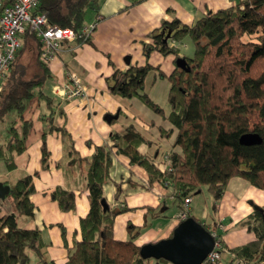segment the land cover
<instances>
[{
  "label": "trees",
  "instance_id": "trees-1",
  "mask_svg": "<svg viewBox=\"0 0 264 264\" xmlns=\"http://www.w3.org/2000/svg\"><path fill=\"white\" fill-rule=\"evenodd\" d=\"M143 0H131L138 4ZM100 0H39L36 11L43 13L51 25L69 28L76 35L75 45L90 43V37H79L87 11L97 12ZM168 35V39L164 38ZM149 43H142L143 54L153 51L173 61L183 58L184 67L175 65L170 74L145 62L129 65L125 70L113 69L110 91L123 98L135 97L152 112L170 123L165 130L158 127L160 136L173 135L171 150L167 153L169 170L160 171L152 157L138 151L142 143L150 142L132 125L121 132L111 133L115 153L128 158L131 164L142 167L148 182H158L171 189V196L181 208L185 198H192L204 187L212 199L211 210L216 211L227 182L240 177L264 192V0H238L234 6L207 12L190 25L176 17L162 21L152 32ZM35 48L39 76L24 78L15 67L23 46L21 44L6 74L0 92V162L8 171L15 168L14 158L25 149L31 123L23 112L32 98L52 105L44 85L51 75L40 59L42 48L35 34L21 35ZM188 38L193 45L192 57L178 55L176 45ZM174 45H169V43ZM34 43V44H33ZM153 71L169 83L168 111L155 104L144 91V80ZM13 114L6 124L5 117ZM256 133L260 143L242 145L239 137ZM44 137V135H43ZM42 137V139H43ZM74 161L82 169L88 191V212L80 219L81 238L67 248L65 264H148L169 263L163 259H143L140 247L134 243L138 229L127 226L125 241L113 237L114 217L126 211L125 205L112 207L103 194L111 166V148L96 145L90 157L73 152ZM48 151L41 144V162L45 164ZM164 163V161H163ZM33 178L25 174L9 183L6 199L11 211L0 214V264H27L32 252L42 264H55L48 256L40 231L23 229L17 225L19 217H31L34 205ZM74 193L62 187L51 191V199L63 212L75 208ZM205 229L208 225L193 216ZM249 229L255 238L229 250L231 262L260 264L264 262V205L249 215ZM63 233V230H62ZM172 235H169V237ZM222 244V241H221ZM222 251V249H221Z\"/></svg>",
  "mask_w": 264,
  "mask_h": 264
},
{
  "label": "crops",
  "instance_id": "crops-1",
  "mask_svg": "<svg viewBox=\"0 0 264 264\" xmlns=\"http://www.w3.org/2000/svg\"><path fill=\"white\" fill-rule=\"evenodd\" d=\"M237 1L143 0L132 4L131 0H100L97 12L90 11L86 16L85 24L92 23L95 16L100 17L93 28L90 43L75 45L64 41L59 51L46 63L51 78L45 83L44 91L51 98L52 105L47 107L45 101L36 97L28 102L22 115L31 123L25 149L15 156L12 171L0 162V182L9 186L20 176H32L34 192L29 198L34 205L33 214L28 218L19 217L17 225L40 231L47 256L52 262L65 264L67 248L80 240L79 221L89 208L82 169L74 161L72 151L80 157H90L96 145L106 144L111 148V166L108 179L103 184L107 203L112 207L125 205L128 208L114 217L113 237L119 241L127 240L129 224L138 229V236L134 239L137 246L169 237L178 224L176 216L179 211L171 189L158 182L149 183L142 167L115 153L110 135L132 125L150 142L140 144L138 151L152 157L158 165L172 149L173 140V135L169 138L160 136L158 127L167 130L171 125L137 98L112 94L113 69L123 71L129 65L148 62L163 74H170L176 65L172 55L164 56L153 51L148 57L144 56L142 43L150 42L149 35L160 27L162 21L176 17L190 25L207 12L234 6ZM183 42L176 45L179 57L185 56L186 39ZM126 57L129 58L128 63ZM69 73L81 79L85 89L83 97L65 96L62 88ZM168 88V81L157 71L150 72L144 80V91L164 111L168 109L161 103L168 107ZM116 112V119L109 123L105 121V115ZM43 140L48 151L45 164L41 162ZM56 187L74 193L75 208L72 211H61L51 199V191ZM192 202L193 197L188 210L198 218L193 212ZM263 205V191L243 178L229 179L216 211H211L212 220L202 221L211 229H216L221 237L222 251L217 264H244L231 262L233 255L229 250L255 238L249 229V215L254 207ZM10 211L11 206L5 197L0 200V214ZM218 224H222L223 228L220 229ZM27 264L42 263L30 252ZM148 264L158 263L149 261Z\"/></svg>",
  "mask_w": 264,
  "mask_h": 264
},
{
  "label": "built area",
  "instance_id": "built-area-1",
  "mask_svg": "<svg viewBox=\"0 0 264 264\" xmlns=\"http://www.w3.org/2000/svg\"><path fill=\"white\" fill-rule=\"evenodd\" d=\"M38 1L0 0V92L3 88V80L9 72L15 55L21 46L19 38L24 33L35 34L42 48L40 59L45 64L59 51L64 41L74 43L76 34L71 29L51 25L43 13L36 11ZM99 18V16H95L92 23L84 24L79 37L84 39L90 37ZM62 90L65 91L67 98L83 97L85 93L81 79L74 73H69L66 76ZM55 91L57 90L55 89ZM163 161L164 163L157 165L162 172L169 170V158L167 155L163 157ZM189 203V198H185L182 202L176 216L178 222L187 218ZM217 226L220 229L223 228L222 224ZM208 231L214 239V244L211 251L200 264H217L222 249L221 237L214 228H209Z\"/></svg>",
  "mask_w": 264,
  "mask_h": 264
},
{
  "label": "water",
  "instance_id": "water-1",
  "mask_svg": "<svg viewBox=\"0 0 264 264\" xmlns=\"http://www.w3.org/2000/svg\"><path fill=\"white\" fill-rule=\"evenodd\" d=\"M168 39V35L164 41ZM126 63L129 58H125ZM185 61L179 58L176 66L183 68ZM118 117V112L105 115V121L110 122ZM242 145H255L260 143L256 133H244L239 137ZM9 192V186L0 182V200ZM257 207H254L256 209ZM214 239L210 232L193 217H187L178 222L168 238L160 239L154 243H146L140 247L139 254L143 259H163L170 264H200L213 248Z\"/></svg>",
  "mask_w": 264,
  "mask_h": 264
},
{
  "label": "rangeland",
  "instance_id": "rangeland-1",
  "mask_svg": "<svg viewBox=\"0 0 264 264\" xmlns=\"http://www.w3.org/2000/svg\"><path fill=\"white\" fill-rule=\"evenodd\" d=\"M90 10L87 11L89 13ZM23 49L22 53L20 54V57L18 59V62L16 63L15 67L18 71H22L24 78H30L39 76L41 74V71L39 70L37 63H36V57H35V48L34 45L31 44L30 40L25 41L23 38H19ZM184 43V42H183ZM187 47L183 49V52L186 57H192L193 54V45L188 38H186ZM34 44V43H33ZM165 109L166 104L164 102L161 103ZM165 105V106H164ZM13 114H8L5 117V124L1 126L2 129L5 128L6 124L12 119ZM211 203L212 199L206 192L205 188L203 187L201 192L193 196V202L191 204L193 212L196 214V216L201 221L209 222L211 219ZM212 215V214H211ZM213 216V215H212Z\"/></svg>",
  "mask_w": 264,
  "mask_h": 264
}]
</instances>
